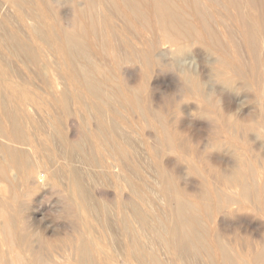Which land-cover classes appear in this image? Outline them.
Here are the masks:
<instances>
[{
    "label": "bare ground",
    "instance_id": "bare-ground-1",
    "mask_svg": "<svg viewBox=\"0 0 264 264\" xmlns=\"http://www.w3.org/2000/svg\"><path fill=\"white\" fill-rule=\"evenodd\" d=\"M58 1L0 0V264H264V235L255 232L254 239L250 221L227 224L248 210L264 218V131L258 139L233 127L232 99L209 83L212 69L230 91L256 92L263 104L238 118L264 120L260 17L238 11V0H225L228 10L241 12L240 34L254 59L246 76L241 65L232 67L219 54L222 44L207 19V0H70L68 11L57 8ZM202 47L210 67L199 70L198 78L214 91L219 111L213 115L222 121L214 132L207 126L213 134L205 133L206 139L203 129L201 134L191 126L193 106L182 107V101L203 103L201 95L184 94L177 84L183 99L175 114L165 109L167 96L162 103L153 81L161 57L198 65ZM9 53L26 69L33 65V77L40 75L41 62L47 64L45 93L39 94L32 76L23 79ZM109 58L112 68L104 62ZM206 112L211 113H200ZM135 126L150 140L156 192L169 206L164 222L152 211L153 174L130 164L135 160L125 130ZM175 156L186 159L187 167ZM87 166L111 178L125 174L115 190L102 191ZM49 196H56L49 204L66 214L70 231L48 229L43 203ZM114 231L122 236L125 256Z\"/></svg>",
    "mask_w": 264,
    "mask_h": 264
},
{
    "label": "rangeland",
    "instance_id": "rangeland-1",
    "mask_svg": "<svg viewBox=\"0 0 264 264\" xmlns=\"http://www.w3.org/2000/svg\"><path fill=\"white\" fill-rule=\"evenodd\" d=\"M63 1L64 0H61L60 2L58 1V2H55V6H57V8H59V9H62V11H68V10H70L71 9V4H70V0L68 1V0H65L64 1V3H63ZM67 1V2H66ZM208 1V2H207ZM207 1H205V3H206V5L208 6L207 7V9H206V16H207V19L209 20V22L211 23V25H212V28H213V30L214 31H216L217 32V34H218V36H219V43L220 44H222V46H219V47H217V50H219L218 52H219V54L221 55L222 54V57H224L225 56V59L227 60V61H229V62H231V65H232V67H235V65L237 66V65H241L243 68H244V71H245V75L246 76H248V75H250V72H249V70H250V68H251V64H252V66H253V63L251 62V64L249 63L251 60H254V59H252V56L251 55H249L250 53H248L249 51H248V47H246L247 45L245 44L244 45V43H246V41H244V35H242L241 36V34L240 33H242L243 34V30H242V24H241V22H240V20H238V14H240L241 12H242V10L243 11H245L246 13H248L249 12V14L251 13V16L250 17H252V18H256L257 16H259L260 18V20H261V24H263L264 23V0H252V4H254L253 6H250L249 4V6L245 3V1H247V0H238V3L240 2V4H239V8H240V10H238V11H241L240 13H237L238 11L236 10V9H230V10H228V7L226 6L227 4H226V2H225V0H207ZM242 1V2H241ZM251 1V0H250ZM62 2V3H61ZM66 2V3H65ZM226 4V5H225ZM243 4V5H242ZM256 4V5H255ZM223 5V6H222ZM225 5V6H224ZM245 5V6H244ZM221 6V7H220ZM243 6V7H242ZM248 6V7H247ZM254 6H255V8H254ZM257 6V7H256ZM225 7V8H224ZM222 8V9H221ZM249 9V10H248ZM22 11H23V9H21ZM248 10V11H247ZM253 10V11H252ZM218 11V12H217ZM217 12V13H216ZM208 13V14H207ZM213 13V14H212ZM225 13V14H224ZM233 13V14H232ZM261 13V14H260ZM235 14V15H234ZM228 15V16H227ZM213 17V19H211L212 17ZM236 17H237V19H236ZM250 17H248V18H250ZM221 18V19H220ZM234 19V20H233ZM236 19V20H235ZM231 20V21H230ZM250 20H251V18H250ZM252 20H254V19H252ZM251 20V21H252ZM216 23H215V22ZM229 21V22H228ZM116 22L118 23V24H121L118 20H116ZM239 24H238V23ZM217 24V25H216ZM238 24V25H237ZM219 25V26H218ZM240 27V28H238V27ZM229 28V29H228ZM263 28H264V24H263ZM235 30V31H234ZM241 32H240V31ZM243 38V39H242ZM208 41L210 42V40L208 39ZM239 44H240V46H239ZM233 46H234V48H233ZM238 46V47H237ZM223 47V48H222ZM203 48V49H202ZM201 49H200V51H201V56H203L202 58H200V60H199V66H198V69L199 70H202L203 68H206L207 66V69H209V67H210V65H208L207 64V62H206V60L208 59V57H209V55L206 53V49L204 48V47H202ZM247 48V49H246ZM203 51V52H202ZM234 54H235V56H234ZM217 55V54H216ZM216 55H213L214 56V58H216ZM230 57V58H229ZM11 58V59H10ZM213 58V59H214ZM250 58H251V60H250ZM7 59H8V61H9V63H11L14 67H15V69L16 70H18L19 72H21V76L23 77V79L24 80H29L30 81V78H31V73H32V70H33V68H34V66L33 65H30V64H28V68L26 69V67H25V65H24V63L22 64L21 63V61H19L18 59H17V57L16 56H14L12 53H9V55H7ZM237 59V60H236ZM250 60V61H249ZM19 61V62H18ZM196 61H198V58L196 59ZM104 62H107V67L108 68H112V66L114 67V62H113V59H106V60H104ZM168 62H170V59H169V61H168V59L166 60V62L165 63H168ZM244 62V63H243ZM42 63V62H41ZM41 63H40V66H39V71H40V75L39 76H32V82L36 85V88L38 89L37 91L39 92V94H43V93H45L44 91H45V88H46V83H45V81L46 80H48V75H45V76H43L42 77V75H44V72L46 73V74H48L49 73V71H47V69L45 68L46 67V65L45 66H42L43 64H45V63H42V65H41ZM242 63V64H241ZM21 65V66H20ZM24 65V66H23ZM201 65V66H200ZM42 66V67H41ZM168 64H160V65H158V67L156 68V71L154 72V73H156V72H158V71H160V72H158L159 73V75H158V73L157 74H154L153 75V81H155V83H156V85H157V88L159 89V92L158 91H154L155 93H157L158 94V97L161 99V98H164L165 99V97L167 96V97H169V98H167L166 97V101H164L163 99H161V102H162V100H163V102H164V104H165V106H164V104H163V106L165 107V109H168L169 111H171L172 113L173 112H175V114H177L176 112V109H177V104L176 103H180L181 101H182V99H179L180 97L179 96H181L180 95V92H179V88H178V86H180L179 84H181V81H180V79H179V77L176 75V73H174L173 71H170V70H168ZM204 66V67H203ZM249 66V67H248ZM25 67V68H24ZM44 67V68H43ZM134 67H136L135 69H137V71L140 69V66L139 65H136V66H134ZM164 67V68H163ZM200 67V68H199ZM159 68H160V70H159ZM247 68V69H246ZM206 69V70H207ZM21 70V71H20ZM30 70V71H29ZM41 70H43V71H41ZM158 70V71H157ZM43 72V73H42ZM199 73H200V71H199ZM198 73V74H199ZM248 73V74H247ZM200 75V74H199ZM25 76V77H24ZM49 76H50V74H49ZM156 76H158V77H156ZM47 78V79H46ZM39 79H40V81H39ZM176 79H179V81L178 80H176ZM210 79V78H209ZM127 81V80H126ZM240 81H242V80H240ZM41 82V83H40ZM48 82V81H47ZM160 82V83H159ZM178 82H180V83H178ZM45 83V84H44ZM122 83H123V81H122ZM38 84H39V86H38ZM125 84V83H124ZM177 84H178V86H177ZM211 85H213L214 86V84H215V86L216 87H218L219 85L221 86V85H223V84H219V85H217L216 83H210ZM161 87H160V86ZM159 86V87H158ZM167 86H168V88L169 87H171V88H169V89H171V91L167 88ZM173 86V87H172ZM177 87V88H175V87ZM218 87L217 89H220L221 90V92L223 91V93L225 94V95H227V96H229V98L230 99H232V101H233V103H234V106H235V110L240 106V112L241 111H243V110H245V111H243L244 113H247V112H250V110H253V107L256 105L257 106V103L258 102H261V104L259 103V105H262L263 104V100L262 99H259L258 98V95H257V93L256 92H254L253 90H249V89H244L243 88V90L244 91H242V89L241 90H237V92L236 91H234V89H232L231 91H230V88H228L225 84L222 86V87ZM225 86H226V88H225ZM41 87V88H40ZM164 88V89H161L160 90V88ZM175 88V89H174ZM225 88V89H224ZM42 91H41V90ZM168 89V90H167ZM174 91H176V92H173V90ZM226 90H228V91H226ZM246 90L249 92V91H251V92H249V94H248V92H246ZM164 91V92H163ZM172 93H170V92ZM226 93H225V92ZM253 91V92H252ZM162 92V93H161ZM168 92V93H167ZM241 92V93H240ZM162 95H161V94ZM163 93H166V94H164V96H163ZM174 93H176V94H174ZM247 93V94H246ZM254 93V94H253ZM170 94V95H169ZM159 95H161V97L159 96ZM166 95V96H165ZM169 95V96H168ZM172 95V96H171ZM174 95V96H173ZM178 95V96H177ZM176 96V97H175ZM172 98V99H171ZM174 98H176L175 100H176V102H175V100H174ZM170 99V100H169ZM168 100H169V102L170 101H172V103H168L167 104V102H168ZM259 100H261V101H259ZM179 101V102H178ZM188 101H190V102H188ZM188 101H186V102H183L182 101V103H183V106L182 107H184L185 105H188V106H193L191 109V115H192V113L193 114H195V115H193L192 117H193V119H192V128L195 126V128H193V129H195L196 131H199L201 134H203V131H204V134L202 135V137H205V139H206V137L207 136H210V135H212L213 133H212V131L210 132L209 130H210V128H208V127H211L212 129L211 130H213V128L215 129V127H218V126H221V124H222V121H221V119H220V117H219V115L218 114H216V116H214L215 115V113H217V111H219L217 108H216V106L214 105H212V104H206L205 103V101L203 102V103H199V104H197L196 105V102L194 103V101L193 100H188ZM162 102V103H163ZM166 102V103H165ZM185 103V104H184ZM193 103V104H192ZM167 104V105H166ZM171 104V105H170ZM173 104V105H172ZM201 104V106H199ZM209 105H211V106H213V108L212 107H210ZM196 107H198V108H201V111H203V110H208L209 112H211L210 114H208V116H207V113L208 112H206L204 115L202 114V113H198V111H196ZM259 108H261V107H259ZM194 109V110H193ZM203 109V110H202ZM173 110H175V111H173ZM248 110V111H247ZM260 111H259V113H262L263 111L261 110V109H259ZM198 113V114H197ZM179 114H180V116L182 115L183 117H184V115H183V112L181 113V111H179V113H178V116H179ZM213 116H212V115ZM128 117L130 118V119H132V117L133 116H131V115H128ZM219 117V118H218ZM216 118V119H215ZM218 118V119H217ZM129 119V120H130ZM195 119V120H194ZM218 120H219V122H218ZM211 121V122H210ZM216 123V124H215ZM218 123V124H217ZM211 124V125H210ZM214 124V125H213ZM218 125V126H217ZM208 126V127H207ZM215 126V127H214ZM228 126H230L231 127V124H228ZM234 127V126H233ZM210 132H206V129ZM198 129V130H197ZM203 129V131H201ZM205 129V130H204ZM215 130H213V132H214ZM240 131H241V129H240ZM125 133H126V135H127V140L129 141V146L127 147V149H128V151L129 152H131L132 154H133V160H135V163L133 164V163H130L131 165H133V166H135V167H138L139 169H141L142 171L141 172H145L144 174L145 175H147V174H153L152 176H154V179H150L151 180V182H150V186H151V188H155V192H151V205H152V207L154 208V209H152V211L154 212V214H155V212H156V214H155V216H161V218H160V221H162V222H164V221H166L168 218H169V216H170V214H169V206H168V203H167V201H166V199L165 198H162L163 196H161L160 195V193H158V192H156V189L159 187V185H160V183H158L157 184V180H156V177H155V168H156V165L154 164V161H153V159L150 157V152H149V148H148V146L146 145L147 143H148V140L149 139H147V136H146V134H144L143 135V132H142V130L138 127V126H135V127H130V128H126V130H125ZM205 133L207 134V136L205 135ZM212 133V134H211ZM142 134V135H141ZM226 135H227V133H226ZM231 137H232V135H231ZM208 138V137H207ZM233 139H231V141L233 140V142H235V143H237V140H235V138L236 137H232ZM146 139V140H145ZM147 141V142H146ZM150 141V140H149ZM134 142H136V143H134ZM145 143V144H144ZM238 144V143H237ZM131 146L132 147H134V148H131ZM130 147V148H129ZM136 151V152H135ZM139 152V153H138ZM223 153H224V151H222ZM142 153V154H141ZM143 156H141V155ZM221 155H223L222 153H221ZM224 155H226V156H230V155H228V154H226V153H224ZM139 156V157H138ZM146 157H147V159H146ZM231 157V156H230ZM229 157V158H230ZM144 158V159H143ZM175 158H177L178 160H179V163L181 164V165H184V167H187V162H186V159H181V157H179V156H175ZM231 158H233V157H231ZM138 159V160H137ZM149 159H151V160H149ZM145 160H146V162H145ZM181 160V161H180ZM106 161H108V160H106ZM125 162V161H124ZM142 164V165H141ZM137 165H139V166H137ZM143 166V167H142ZM146 166V167H145ZM150 166V167H149ZM149 169L150 170V173H147L144 169ZM42 169V171H45V169H43V168H41ZM86 170H87V172L88 171H92V172H94L93 173V175L90 173V175H88L89 176V178L91 179V177L90 176H92V178L93 177H95L96 179L98 178V181H96V183H95V185L98 183L99 185L97 186L96 185V187H97V189L98 190H102V191H104V189H105V191H107V190H110V191H113V190H115V188L117 187V186H115V184H119V183H121V178H122V175H124L125 174V172L123 171L122 173H121V175H120V177L118 176H116L115 178H111L110 176H108V174L106 175V174H101L102 172L100 171L99 172V170H97V169H89L88 168V166L86 167ZM96 171H98L97 173H96ZM89 173V172H88ZM124 173V174H123ZM127 173V172H126ZM104 175V176H103ZM106 176H108V177H106ZM104 177H105V179L107 180V181H105V179H104ZM109 177H110V179H109ZM95 178H93V179H95ZM190 179H195V178H197V177H193V175H192V177H191V175H190V177H189ZM100 179H102V181L100 180ZM112 179V180H111ZM111 181H112V183H111ZM159 182V181H158ZM101 183V184H100ZM113 183H114V185H113ZM155 185H156V187H155ZM108 187V188H107ZM115 187V188H114ZM122 187H123V189H126V190H128V187L126 186L125 187V184H123L122 186H121V189H122ZM102 188V189H101ZM120 189V190H121ZM161 197V198H160ZM46 199H47V201H46ZM44 201V203H43V206L45 207V214H47L46 215V218L48 217V219H46V222L48 221V224L50 225L49 227H48V229H51V230H55V231H60L61 230V228H62V230L65 232V228H66V230H71L70 228V226H69V221L67 222V219L65 218L66 217V214L64 215V214H62L61 215V212L60 211H58V209L56 208V207H54V206H51L49 203H50V201H48V200H51V201H53V200H55L56 199V196H54V197H52V196H49V199H48V197L46 198ZM165 200V201H164ZM50 207H52V208H50ZM166 207V208H165ZM165 208V209H164ZM53 209V210H52ZM55 211V212H54ZM165 211H166V213H165ZM160 212H161V214H160ZM164 214H163V213ZM48 213L51 215H48ZM164 215V216H163ZM236 216V217H235ZM58 217V218H57ZM247 217V218H246ZM51 218H53V223H54V225H53V223H52V221H51ZM56 218V219H55ZM165 220H164V219ZM242 218V219H241ZM244 218V219H243ZM170 219V218H169ZM242 220V221H239V220ZM51 221V222H50ZM251 222L250 223V231H251V233H252V231H254L251 235H252V237L255 239V238H258L257 236H259V237H262V235H264V229H263V227H264V224H262V222L264 223V218L263 217H261L260 215H258L256 212H253V211H251V210H248V211H243V213L241 212H239V214H235V215H233V217H229V218H227V224H229V225H236V223H237V225H239L240 223H242V225H249L248 224V222ZM230 222V223H229ZM247 222V223H246ZM239 223V224H238ZM262 224V225H261ZM62 225H63V227H62ZM58 226H60V227H58ZM53 227H55V228H53ZM262 227V228H261ZM59 228H60V230H59ZM258 228V229H257ZM261 229V230H260ZM61 230V231H62ZM262 230H263V234H262ZM68 231V232H69ZM255 232L257 233V236H256V234H255ZM119 232H116V231H114V235H115V237L118 239V240H116L115 241V243L117 244V248L119 249V251H120V253L123 255V256H125V254H124V249H122V247L124 248V246H123V241H122V239H121V235L120 234H118ZM254 234H255V236H254ZM120 235V236H119ZM120 240V241H119Z\"/></svg>",
    "mask_w": 264,
    "mask_h": 264
},
{
    "label": "clouds",
    "instance_id": "clouds-1",
    "mask_svg": "<svg viewBox=\"0 0 264 264\" xmlns=\"http://www.w3.org/2000/svg\"><path fill=\"white\" fill-rule=\"evenodd\" d=\"M162 58H167L169 61V57H161V64H168V70L173 71L179 77L182 87L184 90V94H193L194 92L199 93L202 99L206 104L215 103L214 91L209 92L206 91L208 84L201 81V78H198V65L197 63L188 62L186 60H182L180 58L171 57V62L162 63ZM216 60L214 63L215 64ZM211 69V68H210ZM209 83L223 84L224 81L219 77L218 72H214L211 69V76ZM179 99H183V96H179ZM240 106L234 111L235 118L230 122L234 127H238L239 129H248L249 133H255L257 138L259 139V133L264 131V120H262L259 116L252 117V119H240L238 118V114L240 112ZM211 122V121H210ZM239 158V157H238Z\"/></svg>",
    "mask_w": 264,
    "mask_h": 264
}]
</instances>
